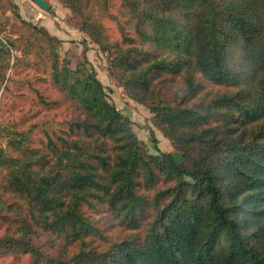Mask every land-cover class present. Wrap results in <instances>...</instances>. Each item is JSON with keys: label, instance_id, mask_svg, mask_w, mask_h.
<instances>
[{"label": "trees", "instance_id": "trees-1", "mask_svg": "<svg viewBox=\"0 0 264 264\" xmlns=\"http://www.w3.org/2000/svg\"><path fill=\"white\" fill-rule=\"evenodd\" d=\"M57 1L182 163L147 154L86 61L59 71L52 53V78L82 117L43 130L38 146L24 143L25 132L8 139L16 155L0 149V255L24 254L26 264H264V0ZM171 78L182 80L181 96ZM208 84L235 91L208 97ZM87 209L110 211L124 234L92 245L90 235L104 236ZM38 231L54 251L39 247Z\"/></svg>", "mask_w": 264, "mask_h": 264}, {"label": "rangeland", "instance_id": "rangeland-1", "mask_svg": "<svg viewBox=\"0 0 264 264\" xmlns=\"http://www.w3.org/2000/svg\"><path fill=\"white\" fill-rule=\"evenodd\" d=\"M11 1L0 0V149L16 155L9 149L8 139H20L19 134L25 132L24 143L38 146L43 138V130L67 127L66 123L73 117H82L80 110L52 78L53 55H57L59 71L63 68L76 70L79 64L86 61L87 67L103 85L107 101L128 118L130 129L144 144L147 154L160 156L176 152L171 141L154 127L150 110L132 99L110 76L108 54L75 28L70 12L61 9L57 0H44L52 14L42 10L32 0H16L18 6H14ZM31 25L46 27L48 34L58 38V42L48 41L43 33L33 30L34 26ZM112 34L117 38V31ZM167 84L172 94L182 95L180 78H171ZM234 91L232 88L209 84L205 90L209 92L208 97L215 93ZM201 97L198 95L196 100ZM167 184L164 180L160 182L162 187ZM86 214L104 236L90 235L86 240L92 245L103 246L105 239H115L125 232L118 222L119 218L110 211L87 209ZM42 233L37 232L40 238L36 243L45 252L54 251L57 245H54L53 238ZM26 263L27 256L24 254L0 255V264Z\"/></svg>", "mask_w": 264, "mask_h": 264}, {"label": "water", "instance_id": "water-1", "mask_svg": "<svg viewBox=\"0 0 264 264\" xmlns=\"http://www.w3.org/2000/svg\"><path fill=\"white\" fill-rule=\"evenodd\" d=\"M32 1L44 11L51 12L50 6L44 0H32ZM172 157L176 162V164L180 165L182 163V157L178 153L176 152L172 153Z\"/></svg>", "mask_w": 264, "mask_h": 264}, {"label": "crops", "instance_id": "crops-1", "mask_svg": "<svg viewBox=\"0 0 264 264\" xmlns=\"http://www.w3.org/2000/svg\"><path fill=\"white\" fill-rule=\"evenodd\" d=\"M11 3L14 5V6H18V3H17V1L16 0H13V1H11ZM61 9H63V10H65L66 12L68 11L66 8H63V7H60ZM43 10V9H42ZM49 13H51V12H49ZM52 14V13H51ZM54 14V13H53ZM35 22H38L37 20L35 21ZM43 28H45L46 29V27H43ZM47 30V29H46ZM48 31V30H47ZM56 31H60L59 29H57ZM51 34H53V33H51Z\"/></svg>", "mask_w": 264, "mask_h": 264}]
</instances>
